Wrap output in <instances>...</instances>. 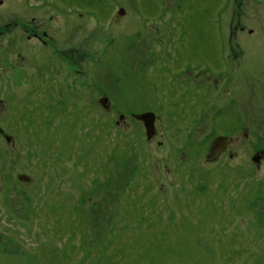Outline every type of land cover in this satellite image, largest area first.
<instances>
[{"label":"rangeland","instance_id":"obj_1","mask_svg":"<svg viewBox=\"0 0 264 264\" xmlns=\"http://www.w3.org/2000/svg\"><path fill=\"white\" fill-rule=\"evenodd\" d=\"M0 1V264H264V0Z\"/></svg>","mask_w":264,"mask_h":264},{"label":"flooded vegetation","instance_id":"obj_2","mask_svg":"<svg viewBox=\"0 0 264 264\" xmlns=\"http://www.w3.org/2000/svg\"><path fill=\"white\" fill-rule=\"evenodd\" d=\"M3 2L2 1H0V4H2ZM125 14H126V12H125ZM124 14V15H125ZM11 24H12V22H10ZM16 25V27H15V29H11L10 28V25L9 24H7V25H5V28L4 27H1L0 26V39H2L3 37H5V35L10 31L11 33H16V30L18 29V27H19V23H16L15 24ZM8 26H9V28H8ZM25 31L27 32V33H30V30H28V29H25ZM253 31H250V34L251 35H253ZM49 35L48 34H43L42 36L39 34V33H37L36 31H34V32H32V35L30 36V39H36L38 42H41L44 46L45 45H49L48 43H47V37H48ZM14 41H16L15 39H14ZM40 57H41V55L40 54H38V53H36V55L35 56H33V59H30V58H28V57H24V56H22L21 54H20V58H23V59H25V60H29L30 59V61H36V62H38L37 60H39L40 59ZM47 73V72H46ZM45 73V74H46ZM40 74L42 75L41 77L43 78V82L42 81H39L40 83L39 84H42V83H46L47 82V78H45V74L43 75V73H41V71H40ZM49 78V77H48ZM190 79L191 80H193V82L194 83H196V84H205L206 82H208L209 81V74H207V72L205 71V70H200V72L199 73H197V75L196 74H194L193 73V75L191 74V76H190ZM216 84H217V86L219 87V85H218V83L216 82ZM108 100H109V103H110V99L108 98V97H106ZM1 102H4L3 104L5 105V101L3 100V101H1ZM6 108V107H5ZM146 113H148V114H153L154 116H155V122H154V126H155V134L153 135V137L150 139V140H152L156 135H157V129H156V121H157V118H156V114H154L153 112H142V113H139V114H137V113H133L132 114V116H133V119H135L136 121H138V122H140V123H142V125H143V127L145 128V134H146V132H147V130H146V125H145V123L142 121V120H139V119H136L134 116L135 115H142V114H146ZM121 119L122 120H125V115L124 114H122L121 116ZM150 119H152V117H150ZM219 137H226V138H228V143H227V148H226V150L229 148V145H230V142H231V140H232V138L230 137V136H215V137H211V145H210V147H209V150H208V153H207V160L208 161H214V160H216V159H218V158H220L223 154H225V152H226V150L224 151V152H222L221 154H218L214 159H209V155H210V150H211V146H212V143L214 142V140L215 139H217V138H219ZM146 138H147V135H146ZM148 140V139H147ZM150 140H148V141H150ZM218 157V158H217ZM264 160V149H260L257 153H256V155L252 158V161H253V163H255V164H257V163H260L261 161H263Z\"/></svg>","mask_w":264,"mask_h":264},{"label":"water","instance_id":"obj_3","mask_svg":"<svg viewBox=\"0 0 264 264\" xmlns=\"http://www.w3.org/2000/svg\"><path fill=\"white\" fill-rule=\"evenodd\" d=\"M120 15H124L125 14V10L121 9L120 10ZM101 105L103 107H108L109 106V100L104 97L101 100ZM136 119L142 120L145 125H146V135H147V139L150 140L153 135L155 134V126H154V122H155V116L153 114H142V115H135L134 116ZM150 117H152V119H150ZM227 143H228V138L226 137H219L217 139L214 140V142L212 143L211 146V150H210V155H209V159H214L218 154H221L222 152H224L227 148ZM18 179L28 183L31 181V177L27 176V175H19Z\"/></svg>","mask_w":264,"mask_h":264},{"label":"trees","instance_id":"obj_4","mask_svg":"<svg viewBox=\"0 0 264 264\" xmlns=\"http://www.w3.org/2000/svg\"><path fill=\"white\" fill-rule=\"evenodd\" d=\"M99 244H97V246H98Z\"/></svg>","mask_w":264,"mask_h":264},{"label":"bare ground","instance_id":"obj_5","mask_svg":"<svg viewBox=\"0 0 264 264\" xmlns=\"http://www.w3.org/2000/svg\"><path fill=\"white\" fill-rule=\"evenodd\" d=\"M218 158V157H217Z\"/></svg>","mask_w":264,"mask_h":264}]
</instances>
